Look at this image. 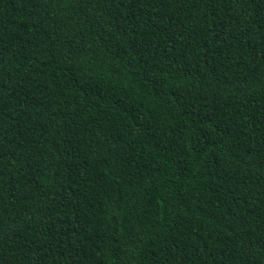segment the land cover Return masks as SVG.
I'll use <instances>...</instances> for the list:
<instances>
[{
    "label": "trees",
    "instance_id": "trees-1",
    "mask_svg": "<svg viewBox=\"0 0 264 264\" xmlns=\"http://www.w3.org/2000/svg\"><path fill=\"white\" fill-rule=\"evenodd\" d=\"M0 264H264V0H0Z\"/></svg>",
    "mask_w": 264,
    "mask_h": 264
}]
</instances>
